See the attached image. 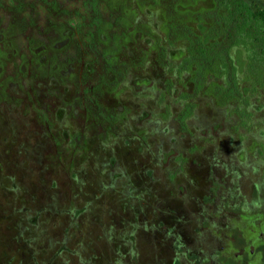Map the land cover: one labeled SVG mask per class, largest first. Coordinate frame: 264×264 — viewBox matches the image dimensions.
I'll return each instance as SVG.
<instances>
[{"label":"rangeland","instance_id":"obj_1","mask_svg":"<svg viewBox=\"0 0 264 264\" xmlns=\"http://www.w3.org/2000/svg\"><path fill=\"white\" fill-rule=\"evenodd\" d=\"M219 2L0 0V264H264V35Z\"/></svg>","mask_w":264,"mask_h":264},{"label":"trees","instance_id":"obj_2","mask_svg":"<svg viewBox=\"0 0 264 264\" xmlns=\"http://www.w3.org/2000/svg\"><path fill=\"white\" fill-rule=\"evenodd\" d=\"M219 7L226 12V15L222 18V31L225 32L233 25L232 28L236 34L235 37L238 38V43L249 46L252 51H255V45L262 40L259 36L264 35V7L253 10L243 0H220ZM196 40L194 38L189 39V43L196 42ZM213 41V46L218 44L217 40ZM210 42L207 44L201 42L200 48L194 54L190 51L191 49H188L186 54L180 57L182 62L180 66L185 67L195 64L196 67H205L210 63L209 59L213 57L218 59L219 55L217 56V52H215ZM261 52L264 56V48Z\"/></svg>","mask_w":264,"mask_h":264},{"label":"flooded vegetation","instance_id":"obj_3","mask_svg":"<svg viewBox=\"0 0 264 264\" xmlns=\"http://www.w3.org/2000/svg\"><path fill=\"white\" fill-rule=\"evenodd\" d=\"M223 33H227V30L225 31V32H223ZM234 36H236V34H235V32H234ZM225 51H226V49H225ZM206 66H208V65H206ZM205 66V67H206ZM71 227H73V226H71ZM50 227H48V231H51V229H49ZM33 240H36V238L35 237H33ZM64 252H65V250H63ZM61 255H62V251H61Z\"/></svg>","mask_w":264,"mask_h":264}]
</instances>
